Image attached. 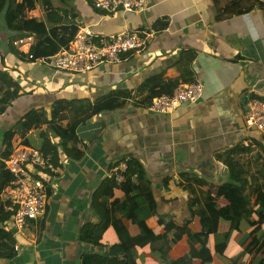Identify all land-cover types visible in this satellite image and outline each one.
Returning <instances> with one entry per match:
<instances>
[{"label": "crops", "instance_id": "0c3cea01", "mask_svg": "<svg viewBox=\"0 0 264 264\" xmlns=\"http://www.w3.org/2000/svg\"><path fill=\"white\" fill-rule=\"evenodd\" d=\"M66 4L70 8L67 23L48 28L44 43L36 41L46 51L55 53L83 25L100 34L123 30L150 34L138 54L127 53L88 73H71L27 59L25 53L34 37L28 45L11 43L17 34L0 18V66L25 92L0 114V146L3 133L26 112L43 110L48 122L23 134L16 131L11 148L19 144L36 147L49 156L52 165L42 171L47 193L44 215L26 221L21 231L9 223L19 249L12 257H0V264H81L83 255H103L118 244L112 223L102 232L100 245L84 241L80 232L86 224L99 223L101 216L109 217L111 206L122 201L121 184L97 192L109 169L120 160L132 157L141 163L155 203L151 210L147 198L135 191L136 210L125 224L130 236L140 233L139 220L153 233L162 232V216L179 222L190 218V229L200 230L199 217L190 213L189 199L201 201L202 192L210 191L217 196L218 207L224 206L228 201L219 195V186L242 179L250 185L264 164V137L247 132L243 121L245 97H264V0H145L141 13L119 10L111 14L86 0H66ZM46 9L37 3L26 15L43 16ZM186 67L190 76L185 75ZM160 76L164 93L175 80L199 81L202 96L171 113H156L149 109L148 100L151 93L161 90L151 82ZM188 77L191 80L185 81ZM108 97L119 106L92 114L94 104ZM50 121L56 127H71L76 143L64 148ZM78 149L82 150L79 157L75 155ZM184 173L208 184H192L193 189L187 191L181 185ZM202 204L191 208L195 211ZM256 217L254 213L236 229L228 221L213 218L210 257L203 264L264 260L263 248L256 253L251 246L254 240L256 245L264 240V222L254 223ZM190 249L185 237L171 241L159 257L152 256L150 246L145 245L136 250V261L173 264Z\"/></svg>", "mask_w": 264, "mask_h": 264}, {"label": "trees", "instance_id": "16d2710c", "mask_svg": "<svg viewBox=\"0 0 264 264\" xmlns=\"http://www.w3.org/2000/svg\"><path fill=\"white\" fill-rule=\"evenodd\" d=\"M86 1L93 4L92 0ZM37 3L41 5V7L45 6L49 11H46L43 16L37 15L31 18L28 17L26 15V10L35 8ZM69 10L70 8L66 4V0H21L19 3H17L16 0H0V18L3 17V21L8 30L17 34V37H15L11 43L25 36L34 37L35 42L31 45L28 53H25L26 58L31 60H35L42 55L54 54V52H49L41 48V45L45 42L44 39L47 36L48 28L52 27L54 24L67 23L66 17ZM70 38L71 36L66 39L64 45L68 43ZM38 39L44 41H42L40 45H37L36 41ZM29 54L32 55V58L28 57ZM190 74L191 72L187 68L185 70V75L190 76ZM189 80H191L190 77L185 79V81ZM151 82L154 84L153 88L161 86V90L151 93L148 101H151V99L157 95L170 94L180 83L177 80L173 81L170 85V90L164 93L162 92L161 76L153 77ZM24 94L25 92L18 82L0 66V114L4 112L16 98ZM118 106L119 104L114 103L113 97H108L102 101L96 102L91 109V113L94 114L104 110L116 109ZM51 119L54 118L52 117ZM41 122H48L43 110L31 109L25 113L16 125L3 133L0 146V190L2 185L10 179V175L5 169L4 160L12 150L11 140L14 133L16 131H22L23 134ZM50 122V126L54 128L61 137L64 148L67 147V144L73 145L76 143L71 133V127H56L52 121ZM81 154L82 150L78 149L75 155L79 157ZM125 160L127 169L123 173L124 181L121 183V189L124 192L122 201L111 206L109 217L101 216L99 223L86 224L82 227L80 232V238L84 241L92 245H100L102 232L112 223L117 229L120 241L118 244L111 246L109 251L103 255H98L97 253H87L83 255L81 264H138L136 261V250L138 248L149 245L152 256L159 257L164 248L168 246L171 241L175 242L182 237L186 238L191 249L185 256L174 261L173 264H187L193 260H198L203 264L210 257L208 236L212 230L211 224L213 218L216 217L228 221L231 228L234 229L239 226L241 221H250L254 213L257 215L254 223L264 222L263 164L257 171L259 178L255 177V179L251 177V182H256L248 185V181L242 179L239 183H234V180L232 183H225L219 186V195H224L228 201V204L224 206L218 207L216 203L217 196L212 195L210 191L202 192V207L195 209V211L192 210L191 205H199L201 201L199 198L189 199L191 201L189 207L190 213L192 217L195 214L199 217L200 230L190 229V218L179 222L174 221L168 216H162V232L157 234L153 233L145 221L139 220L138 225L140 227V233L136 236H130L125 224L126 220L130 218L136 210L138 193L147 198L151 210H154L155 203L153 199L150 198V180L141 163L132 157ZM182 177L184 179V184H181L182 182L179 184L187 191L193 189L192 184L198 186H205L208 184L205 180L194 174L184 173ZM186 183L190 185L188 186ZM115 184L113 178L107 177L97 192L101 193L106 187H112ZM247 187L250 188L249 192H246ZM136 190L138 193L135 192ZM256 205L261 206L263 209H255L254 207ZM9 223L10 214L4 212L0 208V257L9 258L15 253V238ZM170 233L172 235L171 238L169 237ZM251 246H253L252 249L258 253L262 248V250H264V240L258 245H256V241L254 240ZM258 264H264V260L261 258Z\"/></svg>", "mask_w": 264, "mask_h": 264}, {"label": "built area", "instance_id": "2783aa9c", "mask_svg": "<svg viewBox=\"0 0 264 264\" xmlns=\"http://www.w3.org/2000/svg\"><path fill=\"white\" fill-rule=\"evenodd\" d=\"M94 8L107 14L116 11L141 13L145 0H92ZM150 32V31H148ZM144 30H123L111 34L95 32L91 26L83 25L56 53L42 55L39 60L44 65L58 71L88 73L103 63H114L127 53H140L146 46L150 33ZM32 36L14 41V44L28 45ZM32 58V55H28ZM203 93L199 81L178 84L170 94L153 97L149 109L160 114L173 112L182 105L196 102ZM244 126L247 132L256 131L264 137V97L250 95L244 111ZM5 169L10 179L0 190V208L10 214L11 228L21 231L28 220H36L44 215L46 207V185L42 171L52 169L49 156L31 145L13 146L4 160ZM126 160H120L111 169L107 177L116 184L124 181ZM17 245L14 250H18Z\"/></svg>", "mask_w": 264, "mask_h": 264}, {"label": "water", "instance_id": "95a60500", "mask_svg": "<svg viewBox=\"0 0 264 264\" xmlns=\"http://www.w3.org/2000/svg\"><path fill=\"white\" fill-rule=\"evenodd\" d=\"M247 100H248V97H245V106H246Z\"/></svg>", "mask_w": 264, "mask_h": 264}]
</instances>
